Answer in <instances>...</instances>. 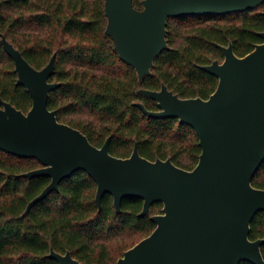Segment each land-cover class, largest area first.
Wrapping results in <instances>:
<instances>
[{"label":"trees","instance_id":"obj_1","mask_svg":"<svg viewBox=\"0 0 264 264\" xmlns=\"http://www.w3.org/2000/svg\"><path fill=\"white\" fill-rule=\"evenodd\" d=\"M142 2L133 0L137 9H143ZM107 25L105 0H0V107L7 101L27 113L33 105L27 87L18 84L4 35L37 69L56 54L50 80L59 85L50 92L48 106L60 122L81 130L99 147L109 138L110 152L117 157H129L137 144L150 160L171 158L193 169L202 152L195 129L179 118L148 116L138 103L159 110L157 101L139 91L166 85L182 98H209L219 78L202 66L224 60L220 46L232 44L242 57L264 42V3L226 14L170 17L169 47L144 78L121 59ZM40 167L37 158L0 148V264H59L49 257L52 248L70 251L84 264H116L156 228L152 216L163 212L162 202L140 216L143 199L126 197L117 212L107 193L100 208L97 183L85 170L65 178L59 191L25 214L29 202L51 182L48 176L24 175ZM253 185L264 189V162ZM250 238L264 239V211L253 219ZM261 250L264 256V243Z\"/></svg>","mask_w":264,"mask_h":264},{"label":"water","instance_id":"obj_2","mask_svg":"<svg viewBox=\"0 0 264 264\" xmlns=\"http://www.w3.org/2000/svg\"><path fill=\"white\" fill-rule=\"evenodd\" d=\"M264 0H105L107 34L123 61L140 78L151 73L155 59L169 47L168 19L183 15L226 14L256 8ZM264 37V32H261ZM2 44L14 59L18 84L29 90L33 105L25 113L7 101L0 107V148L20 157L37 158L42 167L26 177L48 176L51 182L31 200L27 214L40 200L79 170L97 183L101 208L105 194L113 196L117 212L126 197L144 200L140 216L156 202L163 212L152 216L157 226L147 237L125 251L116 264H264V239L250 238L251 224L264 211V189L253 178L264 162V42L245 56L233 45L220 46L224 60L203 65L218 76L209 98H182L163 85L160 90L139 92L157 101L159 110L138 106L151 117L179 118L191 125L202 152L189 170L171 158L150 160L136 144L129 157L110 152L108 138L99 147L81 130L60 122L48 106L49 95L59 84L50 80L56 54L37 69L2 35ZM49 257L59 264H84L70 251L53 248Z\"/></svg>","mask_w":264,"mask_h":264}]
</instances>
